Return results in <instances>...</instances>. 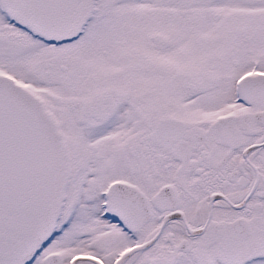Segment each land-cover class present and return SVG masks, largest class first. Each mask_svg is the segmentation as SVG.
<instances>
[{"label": "snow or ice", "instance_id": "obj_1", "mask_svg": "<svg viewBox=\"0 0 264 264\" xmlns=\"http://www.w3.org/2000/svg\"><path fill=\"white\" fill-rule=\"evenodd\" d=\"M0 264H264V0H0Z\"/></svg>", "mask_w": 264, "mask_h": 264}]
</instances>
